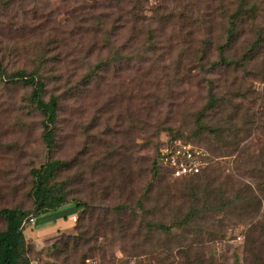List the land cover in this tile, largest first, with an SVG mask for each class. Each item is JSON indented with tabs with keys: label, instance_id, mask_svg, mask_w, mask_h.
<instances>
[{
	"label": "rangeland",
	"instance_id": "rangeland-1",
	"mask_svg": "<svg viewBox=\"0 0 264 264\" xmlns=\"http://www.w3.org/2000/svg\"><path fill=\"white\" fill-rule=\"evenodd\" d=\"M242 1L0 0V60L60 102L50 156L32 87L0 76V229L3 209L36 218L23 226L31 264L264 252V0ZM176 137L208 152L198 176L157 166ZM50 158L66 163L54 183L67 203L40 216L32 170Z\"/></svg>",
	"mask_w": 264,
	"mask_h": 264
},
{
	"label": "trees",
	"instance_id": "trees-1",
	"mask_svg": "<svg viewBox=\"0 0 264 264\" xmlns=\"http://www.w3.org/2000/svg\"><path fill=\"white\" fill-rule=\"evenodd\" d=\"M242 3L247 5L251 4L249 9H247L248 12L256 11L257 6L253 4L252 0H243ZM229 32L232 36L234 32V23L230 27ZM0 76L8 79V81L12 83H23L32 87L29 101L42 115V138L51 156L56 143V125L60 107L59 97L57 95H52L51 98L46 101L43 96L46 83L42 76L33 72H27L23 69L9 73L1 60ZM213 99L211 97L209 105L213 104ZM178 138L180 137L174 139ZM160 150L156 156L157 166H160L158 162ZM65 165L66 163L64 161L50 158L49 161L40 168L32 170L34 178L32 194L35 199V211H37L40 216L45 212L56 210L67 203V194L64 188L60 183H54L57 171ZM168 174L171 175L170 172H168ZM78 207L81 210L84 209V205L82 204ZM1 214L6 219L7 226L6 229H0V264H31L30 259L26 255L27 244L23 231V226L31 218V216H29L30 213L14 208L3 209ZM168 229L170 230V228ZM255 247L256 248L253 247L252 250V263L264 264L263 249L260 248V245Z\"/></svg>",
	"mask_w": 264,
	"mask_h": 264
},
{
	"label": "built area",
	"instance_id": "built-area-1",
	"mask_svg": "<svg viewBox=\"0 0 264 264\" xmlns=\"http://www.w3.org/2000/svg\"><path fill=\"white\" fill-rule=\"evenodd\" d=\"M208 156V152L203 147L192 141L178 138L170 140L161 148L158 162L171 173L173 178L186 179L202 173L208 164ZM73 220L76 222L78 217L73 216ZM35 221L34 217L29 219V223Z\"/></svg>",
	"mask_w": 264,
	"mask_h": 264
}]
</instances>
